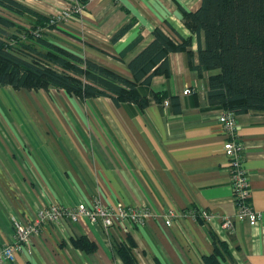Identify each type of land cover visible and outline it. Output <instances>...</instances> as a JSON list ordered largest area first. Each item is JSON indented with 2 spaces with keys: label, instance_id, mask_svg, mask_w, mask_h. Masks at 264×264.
<instances>
[{
  "label": "crops",
  "instance_id": "crops-1",
  "mask_svg": "<svg viewBox=\"0 0 264 264\" xmlns=\"http://www.w3.org/2000/svg\"><path fill=\"white\" fill-rule=\"evenodd\" d=\"M178 1L192 11L201 5V0ZM25 2L47 15L68 8L67 0ZM134 19V26L111 42ZM58 26L60 33L54 36L60 42L127 78L133 77L129 61L152 41L157 26L169 35L190 37L189 49L194 63L198 61V38L184 25L174 0H87L80 15L63 16ZM139 36L142 40L120 59ZM169 62V76L158 74L141 85L150 98L144 109L130 102L116 105L108 96L82 99L63 89L49 90L60 93L55 101L47 91L45 100L27 95L31 112L19 123L25 128L21 138L0 146V247L14 239L12 217L29 221L49 203L100 198L109 205H149L182 215L170 225L160 216L143 226L126 223L108 229L87 216L47 223L16 251L14 261L2 264H124L117 251L121 243L133 245L139 264H205L214 251L211 232L227 245L228 254L219 257L222 264H264V113L238 114L249 202L263 213L252 226L236 216L224 150L229 136L219 120L222 108L207 101L209 76L215 71L199 74L185 52L170 53ZM187 88L192 92L184 94ZM155 92L164 93L169 105L157 100ZM194 208L213 213V220L192 216ZM226 218L233 221L232 228L223 227ZM84 236L96 249L76 245L74 240Z\"/></svg>",
  "mask_w": 264,
  "mask_h": 264
},
{
  "label": "trees",
  "instance_id": "trees-1",
  "mask_svg": "<svg viewBox=\"0 0 264 264\" xmlns=\"http://www.w3.org/2000/svg\"><path fill=\"white\" fill-rule=\"evenodd\" d=\"M80 1L85 5L87 0ZM174 1L184 25L198 38L197 63L189 49L190 37L169 35L157 26L152 41L129 61L133 77L127 78L50 38L49 29L60 30L51 15L20 0H0V86L34 92L63 89L82 99L108 96L116 105L130 102L144 109L150 98L141 85L150 84L158 74L169 76L170 53L185 52L199 74L215 71L209 76L210 105L237 115L264 113V0H201L195 11ZM18 17L21 22L15 20ZM135 23L131 20L118 29L111 42H117ZM141 40L139 36L130 43L119 58ZM154 96L165 99L162 92ZM211 236L214 251L205 257V264H222L219 257L228 254L227 245L217 233ZM74 242L83 250L96 249L85 236ZM117 251L124 264H139L132 244L121 243Z\"/></svg>",
  "mask_w": 264,
  "mask_h": 264
},
{
  "label": "built area",
  "instance_id": "built-area-1",
  "mask_svg": "<svg viewBox=\"0 0 264 264\" xmlns=\"http://www.w3.org/2000/svg\"><path fill=\"white\" fill-rule=\"evenodd\" d=\"M70 12L58 13L53 19L61 21L62 17L79 15L83 12L84 6L79 0H67ZM192 89L187 88L184 94L191 93ZM165 105H169L168 99L164 100ZM219 120L224 131L228 134L229 139L224 145L226 155L230 160V172L232 177V187L237 207L236 216L240 220H247L250 225L256 226L262 220L263 213L255 210L249 202L250 199V179L247 168L244 166V147L239 136L241 123L238 115L232 111L222 109ZM189 214L211 222L214 214L204 208H194ZM182 215L173 209H167L164 212H158L149 205L126 206L123 204L109 205L95 198L91 203L80 202L75 205L65 206L59 203H52L40 207L29 221L12 217V224L15 230L14 239L11 243L0 247V264L7 261L15 260L16 251H21L25 244L30 243L34 233L40 231V228L47 223L59 224L63 219H69L73 222L78 221L81 217L87 216L94 223H101L106 229L114 226H122L126 223L135 226H143L151 217L164 216L167 225L172 223L175 216ZM223 227L232 228L233 221L226 218Z\"/></svg>",
  "mask_w": 264,
  "mask_h": 264
},
{
  "label": "rangeland",
  "instance_id": "rangeland-1",
  "mask_svg": "<svg viewBox=\"0 0 264 264\" xmlns=\"http://www.w3.org/2000/svg\"><path fill=\"white\" fill-rule=\"evenodd\" d=\"M25 1L26 0H24V2L23 1L22 2L26 4ZM83 6L85 7L84 4H83ZM59 11H61V13L70 12V8L68 6V8L60 9ZM59 11L55 10L52 14H48V15H51V17L53 18ZM20 19L21 18L18 17V19H15V20H17V22H21L22 20H20ZM24 22H27V20L23 21V23ZM58 23H60V21ZM48 31H49V34L51 35L50 38H52L53 40H56L59 44L65 45L68 49H70L72 51H74V50L79 51V50L75 49L74 46L72 44H70L69 42H66V44L65 43L63 44L62 42L59 41V38H56L54 36L56 33L57 34L60 33L59 29H49ZM47 92H49V90ZM49 93L53 98L52 101H55L56 98L60 97V93H57V92H49ZM44 94H47L46 91H43L41 93H37V92L31 93L29 90H26V89L15 90L9 86H0V146L4 145L5 143L6 144H12V145L17 144L18 140L21 138L19 134L25 128H21L19 123L20 124L23 123L25 121V116H28L29 113L31 112V109H30L31 103L28 101L27 95H29L30 97H32V95H33V97L36 100H40V99L45 100ZM70 95H72V94H70ZM57 105L58 104H54L52 106L56 108ZM10 122H14V123H11V125H10ZM6 149H7V147H6ZM7 151H8V149H7ZM3 153H5V151ZM49 204H52V203H49ZM49 204H47V205H49ZM47 205H44V206H47ZM62 205H64V204H62ZM73 205H75V204H73ZM44 206H42V207H44ZM65 206H70V205H65ZM35 214H36V212H35ZM52 224H56V223L52 222Z\"/></svg>",
  "mask_w": 264,
  "mask_h": 264
}]
</instances>
